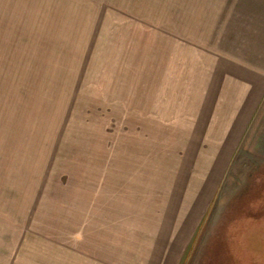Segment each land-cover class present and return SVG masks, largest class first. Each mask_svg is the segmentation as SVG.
<instances>
[{"label":"rangeland","instance_id":"374dc122","mask_svg":"<svg viewBox=\"0 0 264 264\" xmlns=\"http://www.w3.org/2000/svg\"><path fill=\"white\" fill-rule=\"evenodd\" d=\"M263 94L264 0H0V264H264Z\"/></svg>","mask_w":264,"mask_h":264},{"label":"crops","instance_id":"0c3cea01","mask_svg":"<svg viewBox=\"0 0 264 264\" xmlns=\"http://www.w3.org/2000/svg\"><path fill=\"white\" fill-rule=\"evenodd\" d=\"M226 85V83L224 84V86ZM230 88L231 87H229V90H228V93H230V94H234V92H231L232 90H230ZM223 90V87L222 88H220L218 91L220 92V91H222ZM229 94V95H230ZM228 98H229V96H228ZM232 98V100H233V97H231ZM264 98V94H263V96L261 97V99H259V101H258V104H257V106L256 107H259L260 106V103L262 102V99ZM211 101H213V97L211 98ZM220 101V102H219ZM219 101H218V99H217V102H218V105L220 106V108L221 109H224L225 107H231L230 106V104L227 102V96H221L220 97V99H219ZM230 101V100H229ZM231 102V101H230ZM235 106H237V105H235V104H232V107H235ZM231 107V108H232ZM237 107H239V105L237 106ZM210 108H211V104H210ZM209 116H212L213 118H215V119H217V117L216 116H213V115H209ZM209 116H208V119H210L209 118ZM197 230V229H196ZM195 235V234H194ZM191 243H193V242H191ZM191 243H189L190 244V246L189 247H191ZM189 247H186V249L185 250H183L182 251V254H181V256H180V258H178V259H176V258H174L175 260L173 261V263H167V264H182L183 263V261H184V259H185V255H184V253L186 252L187 253V248H188V250L190 249Z\"/></svg>","mask_w":264,"mask_h":264},{"label":"trees","instance_id":"16d2710c","mask_svg":"<svg viewBox=\"0 0 264 264\" xmlns=\"http://www.w3.org/2000/svg\"><path fill=\"white\" fill-rule=\"evenodd\" d=\"M259 211V212H255V211ZM251 212H253V213H256V214H253V213H251V214H253V215H255V216H257V215H259V213H260V209H255L254 211H251ZM243 214H245V213H243ZM234 220H233V222H232V224H231V226L232 227H230V228H234V226L236 225V223H238L239 221H240V218H233ZM241 219H243V218H241ZM233 230V229H232ZM229 237H230V235H229ZM231 239V238H230Z\"/></svg>","mask_w":264,"mask_h":264}]
</instances>
